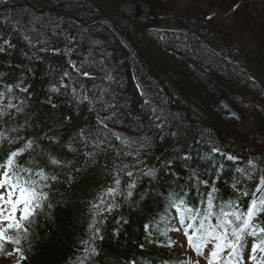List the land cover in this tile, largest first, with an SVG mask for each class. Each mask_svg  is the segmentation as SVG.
<instances>
[{"label": "trees", "instance_id": "1", "mask_svg": "<svg viewBox=\"0 0 264 264\" xmlns=\"http://www.w3.org/2000/svg\"><path fill=\"white\" fill-rule=\"evenodd\" d=\"M182 1L0 0V91L11 85L21 108L0 118V131L17 139L0 142V156L32 140L18 160L57 176L21 244L22 264H78L90 206L117 178L124 196L97 223L96 253L84 264H173L169 232L161 234L172 193L196 204L214 186L227 201L264 177V59L235 47L223 22L198 7L176 31L158 29ZM222 96L251 130L225 117Z\"/></svg>", "mask_w": 264, "mask_h": 264}, {"label": "snow or ice", "instance_id": "2", "mask_svg": "<svg viewBox=\"0 0 264 264\" xmlns=\"http://www.w3.org/2000/svg\"><path fill=\"white\" fill-rule=\"evenodd\" d=\"M0 51H3V48H0ZM51 90L55 92L58 89L53 86ZM11 91V85L7 86V92L0 91V118L9 115L11 109L17 112L21 110L19 105L8 98ZM5 140L9 144L17 142V139L9 138L4 131H0V142ZM33 144L34 141L28 140L22 147L10 149L6 155L0 156V253L6 251V246L11 245V251L7 254H16L17 264H22L27 259L21 244L27 241L31 234L30 229L36 222L37 215L44 212L49 199L46 189L51 187L49 180L57 179L56 175L50 176L44 166L37 165L34 159L30 158L24 163L18 160ZM212 150L219 151L215 147ZM228 159L236 158L228 156ZM49 160L52 165L61 164L55 157H49ZM127 175L131 176L132 173L128 172ZM197 183H203L206 187L208 185V181L197 180ZM120 184V179H115V186L103 189L96 195V202L91 204L92 222L88 229L92 235L81 241L84 255L77 257L78 264H84L96 253L93 242L100 233V228L96 225L98 222L103 223L105 212L111 213L119 206L117 197L124 196ZM128 187L131 189L134 185L130 184ZM233 187H236L235 184ZM216 193L217 189L213 186L206 196L200 194L201 198L196 204L187 202L188 193L181 195L174 192L169 196L168 214L165 219H174L176 224L169 222L161 234L167 236L168 232H182L187 247L197 256L196 260L187 257L173 264H200L201 258L205 264H246L243 250L249 237L253 242L247 261L250 264H264V221L259 219L264 215V177H261L254 190H238L236 199L224 201ZM127 195H132L131 190ZM242 197H250L246 207L242 203ZM47 207L50 209L52 205L47 203ZM173 209L175 217H171ZM173 243L169 238L165 246L172 247Z\"/></svg>", "mask_w": 264, "mask_h": 264}, {"label": "rangeland", "instance_id": "3", "mask_svg": "<svg viewBox=\"0 0 264 264\" xmlns=\"http://www.w3.org/2000/svg\"><path fill=\"white\" fill-rule=\"evenodd\" d=\"M243 0H185L180 2L176 7L174 17L181 16L184 13L191 12L196 7L206 13L207 17H213L216 21H222L223 24L218 26L221 32L228 33L229 31L234 34L238 41L235 42L237 46H244L250 49V52L255 53L258 59H264V0H252L246 4L243 8L237 12V15H233V10ZM229 5V6H228ZM235 6V7H234ZM258 17L257 18L255 17ZM249 22L256 23L257 28H249ZM220 23V22H219ZM44 25V24H43ZM165 24H161L159 27H164ZM169 27H174L173 22L169 23ZM264 63V60H263ZM145 80V77H143ZM143 91L147 92V87L143 84ZM242 122V121H241ZM239 124V129L242 128L245 123L247 130L252 129V124L249 122H243ZM227 132H230V128ZM177 243L172 246V250L178 255H182L185 260L187 257H191L192 260H196L197 256L185 245V239L182 232H178V236L175 238ZM6 263L11 264L12 258L6 260ZM200 264H205V261L201 258Z\"/></svg>", "mask_w": 264, "mask_h": 264}, {"label": "water", "instance_id": "4", "mask_svg": "<svg viewBox=\"0 0 264 264\" xmlns=\"http://www.w3.org/2000/svg\"><path fill=\"white\" fill-rule=\"evenodd\" d=\"M219 104L221 108L227 113L229 119L237 122L241 121V115L223 98H220Z\"/></svg>", "mask_w": 264, "mask_h": 264}]
</instances>
